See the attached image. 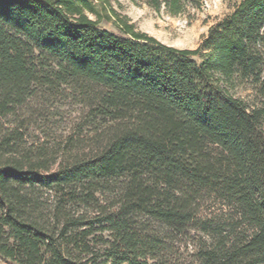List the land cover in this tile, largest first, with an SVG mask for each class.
Instances as JSON below:
<instances>
[{
  "label": "trees",
  "instance_id": "obj_1",
  "mask_svg": "<svg viewBox=\"0 0 264 264\" xmlns=\"http://www.w3.org/2000/svg\"><path fill=\"white\" fill-rule=\"evenodd\" d=\"M263 65L264 0L195 50L108 0H0V260L178 264L195 233L196 264H264ZM61 98L80 109L64 137L47 129Z\"/></svg>",
  "mask_w": 264,
  "mask_h": 264
},
{
  "label": "rangeland",
  "instance_id": "obj_2",
  "mask_svg": "<svg viewBox=\"0 0 264 264\" xmlns=\"http://www.w3.org/2000/svg\"><path fill=\"white\" fill-rule=\"evenodd\" d=\"M242 0H181V10L171 15L165 7L155 11L148 0H108L109 6L119 17H126L135 28L155 38L158 42L180 50H195L208 34L209 29L230 15ZM98 3V2H96ZM103 13V10L99 8ZM104 15V13H103ZM113 20L102 22V27L115 32ZM264 68V65H263ZM235 93L246 104L255 102V94L246 83L239 84ZM57 108L47 123L57 136H67L78 121L79 107L70 99H58L53 103ZM198 235L175 237L172 260L178 264L197 263ZM0 264H6L0 260Z\"/></svg>",
  "mask_w": 264,
  "mask_h": 264
}]
</instances>
